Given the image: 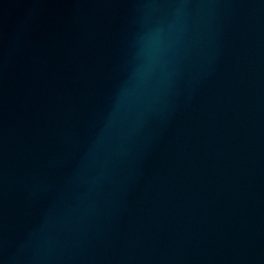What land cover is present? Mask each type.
<instances>
[{
  "label": "water",
  "instance_id": "obj_1",
  "mask_svg": "<svg viewBox=\"0 0 264 264\" xmlns=\"http://www.w3.org/2000/svg\"><path fill=\"white\" fill-rule=\"evenodd\" d=\"M0 264H264V0H0Z\"/></svg>",
  "mask_w": 264,
  "mask_h": 264
}]
</instances>
